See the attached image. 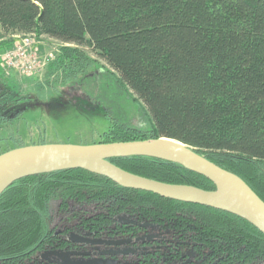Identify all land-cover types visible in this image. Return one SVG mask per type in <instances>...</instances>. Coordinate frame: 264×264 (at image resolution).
I'll return each instance as SVG.
<instances>
[{
	"label": "trees",
	"instance_id": "1",
	"mask_svg": "<svg viewBox=\"0 0 264 264\" xmlns=\"http://www.w3.org/2000/svg\"><path fill=\"white\" fill-rule=\"evenodd\" d=\"M0 29L9 37L0 54L21 34L63 45L47 66L48 88L77 93L102 73L101 60L144 105L148 129L109 121L99 143L175 140L240 177L264 202V0H0ZM5 77L0 66L9 83ZM37 87V99L48 103L46 88ZM24 115H0V155L45 144L44 128ZM109 162L156 182L215 189L170 162ZM76 231L107 239L108 253H79L87 244ZM41 251L47 264H254L264 261V235L229 213L68 169L24 178L0 196V264H25Z\"/></svg>",
	"mask_w": 264,
	"mask_h": 264
},
{
	"label": "water",
	"instance_id": "2",
	"mask_svg": "<svg viewBox=\"0 0 264 264\" xmlns=\"http://www.w3.org/2000/svg\"><path fill=\"white\" fill-rule=\"evenodd\" d=\"M129 157L153 158L179 165L206 178L215 189L204 191L191 186L156 182L123 171L109 162L110 159ZM92 163H103L119 175L112 176L103 168H90L88 164ZM68 169H81L103 176L121 187L229 213L264 235V202L254 191L240 177L210 162L192 147L167 138L91 145L43 144L10 150L0 155V196L24 178ZM180 189H189L197 198L221 191L225 202L221 205L174 195V191Z\"/></svg>",
	"mask_w": 264,
	"mask_h": 264
},
{
	"label": "rangeland",
	"instance_id": "3",
	"mask_svg": "<svg viewBox=\"0 0 264 264\" xmlns=\"http://www.w3.org/2000/svg\"><path fill=\"white\" fill-rule=\"evenodd\" d=\"M34 35L35 48L40 56L41 64L43 63L40 71L31 77L5 70L3 74L5 78L10 79L9 87L13 85L20 98H27L34 102L23 119L27 124L39 123L38 125L44 128L45 144H98L101 142L104 130L109 126V121L113 120H118L130 128H149L150 120L144 105L133 100L134 95L119 83L117 75L101 60L97 62L102 68V73L97 74V72V77L87 78L75 94L76 96H72L75 88L68 89V86H56L57 90L48 88L45 85V78L49 63L47 64L44 60L49 54L57 55L63 45L46 36ZM8 39L9 37L4 36L0 29V41ZM80 50L85 55L95 58L88 48L80 47ZM53 80L54 78L50 80L51 86H53ZM39 84L46 88L43 96L49 101L48 104L53 107L54 112H48L51 111L50 107L48 108L37 99L35 91ZM32 132L35 130L32 129ZM99 262L102 264L103 261ZM99 262L94 264H100Z\"/></svg>",
	"mask_w": 264,
	"mask_h": 264
},
{
	"label": "flooded vegetation",
	"instance_id": "4",
	"mask_svg": "<svg viewBox=\"0 0 264 264\" xmlns=\"http://www.w3.org/2000/svg\"><path fill=\"white\" fill-rule=\"evenodd\" d=\"M9 83H7L6 81L4 80H0V115H3V116H10L11 114H14L15 112L17 111H21L22 113H25L28 112V110H30L31 106H32V103H34L33 101L31 100H22L19 105L16 103L15 101V97L17 96V89L13 86V85H8ZM77 94V93H75ZM76 96V95H75ZM44 105L48 106L49 108V104L45 101H41ZM49 112V111H48ZM65 228H62L60 227L58 229L59 232H61L62 230H64ZM76 233H78V236H80L81 238H78L80 242H84V244H87L85 249H86V252L85 251H82V252H79L81 254H90L92 257L93 255H97L99 253H108V247L110 246V242L107 240V239H95L93 237H91L90 235L88 234H80L79 231H76ZM153 235L155 237H157L159 239V234L157 231H152ZM67 237H69L67 235ZM96 246L99 248V250H97L96 252H93L92 251V248ZM49 252V255L46 257V258H49V259H53V255H51V251H48ZM46 254L44 252H39L37 253L36 255H34L30 261L26 262L25 264H47L45 261L42 262V259L45 258ZM77 262H82L81 259L77 260L76 259V263ZM85 262H88L89 264H94L96 262H99V261H85ZM85 262H82V263H85ZM195 262H197V260L195 258H191V259H187V260H184L180 263H177V264H196ZM88 263H85V264H88ZM100 263V262H99ZM101 264V263H100ZM102 264H108V259H105ZM116 264H129L127 260H125L124 258H121L120 259V262L116 263ZM198 264V263H197ZM200 264V263H199ZM254 264H264V261L263 262H256Z\"/></svg>",
	"mask_w": 264,
	"mask_h": 264
},
{
	"label": "built area",
	"instance_id": "5",
	"mask_svg": "<svg viewBox=\"0 0 264 264\" xmlns=\"http://www.w3.org/2000/svg\"><path fill=\"white\" fill-rule=\"evenodd\" d=\"M14 40L13 46L0 54V66L5 71L31 77L40 71L43 64L35 48V35L14 36ZM54 58V54H49L44 61L48 64Z\"/></svg>",
	"mask_w": 264,
	"mask_h": 264
},
{
	"label": "bare ground",
	"instance_id": "6",
	"mask_svg": "<svg viewBox=\"0 0 264 264\" xmlns=\"http://www.w3.org/2000/svg\"><path fill=\"white\" fill-rule=\"evenodd\" d=\"M88 166L90 168H103L105 170H108L109 173L112 175V176H118L119 173L110 168L109 166L103 164V163H92V164H88ZM191 191L189 189H180V190H177V191H174V195L178 196V197H183V198H195L196 200H200V201H204V202H211V203H220L221 205L225 202V198H224V195H222L223 193L221 191L219 192H216L214 194H209V195H206L204 197H193L191 195Z\"/></svg>",
	"mask_w": 264,
	"mask_h": 264
}]
</instances>
